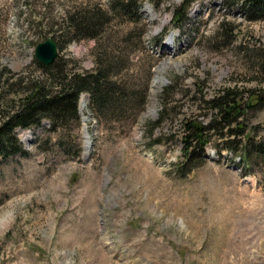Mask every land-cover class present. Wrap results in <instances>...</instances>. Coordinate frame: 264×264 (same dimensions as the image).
Returning a JSON list of instances; mask_svg holds the SVG:
<instances>
[{"label": "rangeland", "instance_id": "1", "mask_svg": "<svg viewBox=\"0 0 264 264\" xmlns=\"http://www.w3.org/2000/svg\"><path fill=\"white\" fill-rule=\"evenodd\" d=\"M131 1L0 0V116L40 73L38 42L93 67L94 39L57 37L66 11L109 15L100 51L134 93L124 112L94 113L86 92L78 120L15 129L25 153L0 156V264H264V20L242 0H194L180 24L184 0ZM225 87L242 115L185 163L181 119Z\"/></svg>", "mask_w": 264, "mask_h": 264}, {"label": "trees", "instance_id": "2", "mask_svg": "<svg viewBox=\"0 0 264 264\" xmlns=\"http://www.w3.org/2000/svg\"><path fill=\"white\" fill-rule=\"evenodd\" d=\"M193 1L184 0L177 9L179 18L176 24L185 19L187 15L185 9ZM131 3V0H127L123 5L129 8ZM115 5L112 3V7ZM242 7L248 11V19L264 20V0H242ZM130 13L137 19L136 9H132ZM108 16L100 11L98 6L87 11L74 10L63 13L56 29V32L59 31L57 37L62 39L68 36V42L94 39L92 53L94 65L90 69L68 68V61L58 56L50 65L35 62L40 73L27 81L28 88L17 97V100L13 99L14 105L0 116V156L25 153L16 136V128L30 129L40 125L43 120L52 122L53 127L78 120V100L83 92L89 94L90 108L96 114H100L107 106L124 112L127 99L134 93L128 94L125 87L109 76L108 72L111 71L113 63L106 57L107 51H100L102 29L109 20ZM52 38L59 47L57 39ZM262 59L264 60V55ZM260 67L263 68V64H260ZM241 92L237 88H222L204 101L208 108L206 116L200 117L199 113L195 118L191 114L183 116L181 127L185 163L193 161L196 156H199V159L201 156L202 159L210 135H220L218 129L222 131L227 128L228 132L230 126L236 123L243 113ZM250 92L249 95L255 100L246 101L248 107H261V95L253 90ZM254 101L255 104L252 105ZM161 118L155 125L161 123Z\"/></svg>", "mask_w": 264, "mask_h": 264}, {"label": "water", "instance_id": "3", "mask_svg": "<svg viewBox=\"0 0 264 264\" xmlns=\"http://www.w3.org/2000/svg\"><path fill=\"white\" fill-rule=\"evenodd\" d=\"M58 47L53 38L38 42L34 48V57L42 65H50L57 57Z\"/></svg>", "mask_w": 264, "mask_h": 264}, {"label": "bare ground", "instance_id": "4", "mask_svg": "<svg viewBox=\"0 0 264 264\" xmlns=\"http://www.w3.org/2000/svg\"><path fill=\"white\" fill-rule=\"evenodd\" d=\"M151 15H153V14L151 13ZM170 39H171V38H170ZM168 41H169V39H168ZM82 97H83V96H82ZM82 97H81L80 100H79L81 103H82V101H83V100H81ZM84 102H85V101H84ZM26 135H28V134H26ZM3 221H4V220H3ZM1 223H2V222H1Z\"/></svg>", "mask_w": 264, "mask_h": 264}]
</instances>
